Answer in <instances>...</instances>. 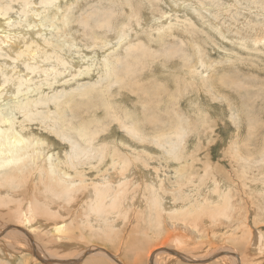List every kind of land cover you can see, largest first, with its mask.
<instances>
[{
    "label": "rangeland",
    "instance_id": "obj_1",
    "mask_svg": "<svg viewBox=\"0 0 264 264\" xmlns=\"http://www.w3.org/2000/svg\"><path fill=\"white\" fill-rule=\"evenodd\" d=\"M263 24L264 0H0V130L23 138L0 264H264Z\"/></svg>",
    "mask_w": 264,
    "mask_h": 264
},
{
    "label": "bare ground",
    "instance_id": "obj_2",
    "mask_svg": "<svg viewBox=\"0 0 264 264\" xmlns=\"http://www.w3.org/2000/svg\"><path fill=\"white\" fill-rule=\"evenodd\" d=\"M185 2V1H184ZM180 4V3H179ZM28 6V5H27ZM37 6V5H36ZM180 6H182V5H180ZM107 14H110V13H108L107 12ZM107 14L106 15H104L102 18H100V19H98V24L100 23V26H102V27H99V28H103V26H107V28H108V26H110V23H108L109 25H107L105 22H108L107 20L106 21H104V18L105 17H109V15L107 16ZM188 14V13H187ZM111 17V16H110ZM89 18V17H88ZM127 18V17H126ZM86 19V18H85ZM122 21V20H121ZM130 22V21H129ZM96 23V24H97ZM3 24V23H2ZM41 26V25H40ZM262 27H260V28H258V29H260L261 30V37L263 36V38L260 40V41H263L264 42V24L263 25H261ZM2 27V26H1ZM4 27V26H3ZM169 27V26H168ZM224 27V24H222V23H218L217 25H216V28L220 31V30H222V28ZM255 28V27H254ZM253 28V30H255ZM96 29V28H95ZM125 29V28H124ZM170 29V28H169ZM3 30V29H2ZM9 30V29H8ZM160 30V29H159ZM158 30V31H159ZM257 30V29H256ZM255 30V31H256ZM4 31V30H3ZM3 31H1L0 30V41L1 42H3L4 44H1L2 46L3 45H14L15 46V44H13V42L11 41L12 40V36H10V35H8V34H4V32ZM10 31L12 32V30L10 29ZM21 31H23V30H21ZM161 31H162V29H161ZM11 32H9L8 31V33H10L11 34ZM18 32V31H17ZM26 32V31H25ZM253 32V31H252ZM16 33V32H15ZM122 33H123V31H122ZM125 33V32H124ZM14 34V33H13ZM27 34V33H26ZM25 35V34H24ZM122 35H124V34H122ZM14 36H16V35H14ZM18 36H20V34L18 35ZM27 36V35H26ZM25 36V37H26ZM244 36V35H243ZM245 37V36H244ZM257 37H258V35H257ZM22 38V37H21ZM15 39V38H14ZM18 39L19 40H21L19 37H18ZM23 39H24V37H23ZM27 39V38H26ZM25 39V40H26ZM257 39V38H256ZM254 40V39H253ZM108 41V40H107ZM258 41V40H257ZM260 41H258V42H260ZM15 42V41H14ZM17 42H19V41H17ZM140 42V41H139ZM262 42V43H263ZM138 43V42H137ZM101 44H103V43H101ZM255 44V43H254ZM19 45V44H18ZM126 45V44H125ZM130 45H132V44H130ZM137 45V44H136ZM135 45V46H136ZM141 46H144L142 43L140 44ZM131 47V46H130ZM129 47V48H130ZM136 48H138V47H136ZM30 48H28V50H29ZM131 49V48H130ZM166 49V48H165ZM132 50V49H131ZM139 50V49H138ZM173 51V50H172ZM34 52H36V51H34ZM34 52L33 51H30L29 50V53L27 54V55H29V56H31V57H35V54H34ZM37 52H39V51H37ZM134 52H136L135 50H134ZM154 52V51H153ZM170 52V51H169ZM171 53H173V52H171ZM41 54V53H40ZM131 54V53H130ZM139 54V53H138ZM143 54V53H142ZM145 54V53H144ZM143 54V55H144ZM143 55H142V58H144L143 57ZM28 56V57H29ZM127 56V55H126ZM147 57H148V60H149V58H152V57H154V56H152V57H150V55H147ZM190 57V56H189ZM30 58V57H29ZM138 59H140V58H138ZM33 60V59H32ZM150 60H152V61H154V59H150ZM171 60V59H170ZM31 61V60H30ZM35 61V60H34ZM61 61V60H60ZM29 62V61H28ZM120 62V61H119ZM35 63V62H34ZM33 63V64H34ZM42 63V62H41ZM129 65H130V63H129ZM131 66V67H130ZM130 66H128V68H127V71H131L132 70V64L130 65ZM71 67V66H70ZM112 68H113V66H112ZM112 68H110V67H108L107 68V71H115L116 69L114 68V69H112ZM123 68V67H122ZM126 67H124V69H125ZM35 69V68H34ZM183 69V68H182ZM33 70V69H32ZM36 70H37V67H36ZM52 70V69H51ZM122 71H123V69H121ZM126 71V70H125ZM151 71V70H150ZM153 71V70H152ZM174 73H176V71H177V67L176 68H174ZM33 72H35V70H33ZM48 72V71H47ZM54 73V72H53ZM178 73V72H177ZM27 76V75H26ZM111 77V76H110ZM172 77H177V75H175V74H173L172 75ZM139 79V78H138ZM131 80V79H130ZM137 80V79H136ZM119 81V80H118ZM138 81V80H137ZM116 82V81H115ZM122 82V81H121ZM126 82V81H125ZM177 82V81H176ZM175 82V83H176ZM137 84V83H136ZM161 84H163L162 82H161ZM131 85V84H130ZM139 85H140V83H139ZM163 86H164V84H163ZM3 87H0V90L2 89ZM167 88V87H166ZM178 88V87H177ZM131 89V88H130ZM109 90V89H108ZM179 90V89H178ZM132 91V90H131ZM133 92V91H132ZM200 92V91H199ZM146 96V95H145ZM192 98V97H191ZM144 102V101H143ZM111 103V102H110ZM160 105H161V103H160ZM128 114V113H127ZM126 116V115H125ZM127 117V116H126ZM127 120H128V118H126ZM134 119V118H133ZM132 120V119H131ZM142 120V119H141ZM135 121V120H134ZM133 121V122H134ZM138 122V121H137ZM4 123H9V120L8 119H5L4 120ZM137 124H139V123H137ZM178 124V123H177ZM133 125V124H132ZM140 125V124H139ZM130 126V125H129ZM134 126V125H133ZM166 128V127H165ZM164 128V129H165ZM163 129V128H162ZM161 129V130H162ZM167 129V128H166ZM4 131H5V129H4ZM131 133H135V132H137L138 131V129H135V128H133V129H131V130H129ZM170 131V130H169ZM172 131V130H171ZM170 133V132H169ZM137 134V133H136ZM161 134V133H160ZM160 134H159V136H160ZM87 138L89 137V133H87ZM158 136V137H159ZM86 137V136H85ZM84 138V137H83ZM91 138V137H90ZM85 139V138H84ZM166 139V138H165ZM157 140H159V139H157ZM156 140V141H157ZM19 142H23V138H20V137H18L15 133H10L9 135L8 134H6L5 132L3 133V131H1L0 130V152H5V151H10V153H12V154H15V153H17L18 152V149H17V143H19ZM21 146V145H20ZM14 148V150H12ZM21 148V147H20ZM81 150H83V149H81ZM92 152V151H91ZM99 152V151H98ZM9 154V153H8ZM9 155V156H5V160H4V164H10L12 161H13V159H14V156H17V155ZM2 155V154H1ZM116 155V154H115ZM1 160V159H0ZM142 172V171H141ZM146 172V171H145ZM151 173V172H150ZM152 174V173H151ZM124 176V175H123ZM127 177V176H126ZM108 178V177H107ZM107 180V179H106ZM149 180V179H148ZM147 180V181H148ZM159 181H160V179H158ZM99 181V180H98ZM117 181V183H115V182H110V181H108L107 180V182H104V184H102V185H100V183L99 184H97V185H95V188L97 189H95L96 190V194L98 195V197H94L93 198V195L92 196H90L91 198H93L94 199V201H92V203L90 204V208H91V210H92V212H95V211H100V210H102L104 207H105V204L103 203V200H102V198H104L105 199V197H111V196H114L113 195V189L116 187V186H119V188L120 187H122L119 191L121 192V190L123 189V187L125 188V185H126V183H127V181H124L123 180V178H119V179H117L116 180ZM150 182H152V189H154V195H153V197L155 198L154 200H156V202H158V203H156V202H154L158 207H161L160 206V204L164 201H162V197H161V192L159 191V193L158 192H156V191H158L157 190V188H159L158 186H159V184H157V181H156V178H153V179H150L149 180ZM101 182V181H100ZM143 183V182H142ZM160 183V182H159ZM135 184V183H134ZM148 184V183H147ZM161 184V183H160ZM150 185V184H149ZM88 186H90V185H88ZM160 186H162V184L160 185ZM117 188V187H116ZM90 189V188H89ZM130 189H133V188H129V191H130ZM160 189H161V187H160ZM70 190V189H69ZM116 190V189H115ZM117 190V191H118ZM149 190V186L147 187V190H145V192L144 193H146V191H148ZM88 191V190H87ZM118 191V192H119ZM123 191V190H122ZM128 191V192H129ZM151 191V190H150ZM222 191V190H221ZM89 192V191H88ZM108 192V194H106ZM119 192V193H120ZM142 192V191H141ZM93 193V192H92ZM212 193V192H211ZM91 194V193H90ZM114 194H116V193H114ZM124 194H126V193H124ZM135 194V193H134ZM163 194V197H165L164 195V193H162ZM219 194H220V192H219ZM219 194H217V195H219ZM118 195V194H117ZM122 196H126V195H123V193L121 194ZM128 195H129V193H128ZM132 196V195H131ZM146 196V195H145ZM89 197V196H88ZM134 197H136V196H132V198L131 199H133ZM152 197V198H153ZM198 197V196H197ZM219 197V199H220V197H221V194L218 196ZM116 198V197H115ZM125 198L126 197H124L123 199L125 200ZM223 198V197H222ZM92 199V200H93ZM121 199V198H120ZM130 199V198H129ZM106 200H108V198L106 199ZM117 200V199H116ZM116 200H115V202H116ZM144 200V199H143ZM189 200H191V199H189ZM206 200H208L207 198H206ZM91 201V200H90ZM129 202V201H128ZM127 202V203H128ZM185 202V201H184ZM189 202V201H188ZM197 202V201H196ZM222 202V201H221ZM90 203V202H89ZM187 203V202H186ZM193 203V202H192ZM203 203V202H202ZM209 203V202H208ZM190 204V203H189ZM17 205V204H16ZM108 205V204H107ZM113 205V204H112ZM112 205H111V208H112ZM128 205H130V204H128ZM128 205H127V207H128ZM185 205V204H184ZM18 207L17 208H19V205H17ZM165 206V205H164ZM194 206V205H193ZM156 207V206H155ZM188 207V206H187ZM89 208V207H88ZM166 208V207H165ZM182 209H183V207H181ZM215 208V207H214ZM87 209V208H86ZM189 209V208H188ZM194 209V208H193ZM112 210V209H111ZM167 210V209H166ZM186 210V209H185ZM198 210V212H199V210L200 209H197ZM17 211V210H16ZM86 211V210H85ZM107 211V210H106ZM169 211V210H168ZM181 211V210H180ZM183 211V210H182ZM219 211H222V210H219ZM29 212V211H28ZM157 212V211H156ZM188 212H189V210H188ZM208 212V211H207ZM17 213V212H16ZM96 213V212H95ZM18 215H20V214H18ZM192 215V214H191ZM212 215V214H211ZM186 216V215H185ZM204 216V215H203ZM89 217V216H88ZM197 219V218H196ZM29 220H31V219H29ZM28 220V221H29ZM27 221V220H26ZM27 221V222H28ZM26 222V223H27ZM21 223V222H20ZM32 223V222H31ZM27 226V225H26ZM60 228V227H59ZM113 229V228H112ZM61 232V231H60ZM209 243V242H208ZM16 244V243H15ZM34 243H32V245H31V247L32 246H34V248H35V244L33 245ZM13 246H14V243H13ZM204 246H205V244H204ZM33 248V247H32ZM2 250V249H1ZM10 250V249H9ZM9 250H7V252H10ZM228 251V250H227ZM201 252V251H200ZM6 254V253H5ZM7 255V254H6ZM38 256H39V254H38ZM180 256V255H179ZM204 258V257H203ZM204 261V260H203ZM224 261H225V259H224ZM158 262V261H157ZM86 264H104V263H100V262H98V261H95V260H90L89 262H87ZM157 264V263H156ZM160 264V263H159ZM235 264H237L236 262H235Z\"/></svg>",
    "mask_w": 264,
    "mask_h": 264
}]
</instances>
